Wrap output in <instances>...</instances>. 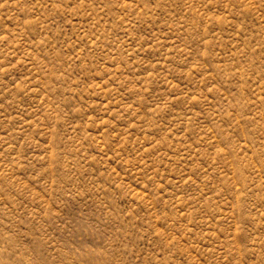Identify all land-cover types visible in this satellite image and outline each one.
I'll use <instances>...</instances> for the list:
<instances>
[{
  "label": "rangeland",
  "instance_id": "obj_1",
  "mask_svg": "<svg viewBox=\"0 0 264 264\" xmlns=\"http://www.w3.org/2000/svg\"><path fill=\"white\" fill-rule=\"evenodd\" d=\"M0 264H264V0H0Z\"/></svg>",
  "mask_w": 264,
  "mask_h": 264
}]
</instances>
